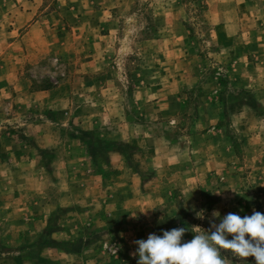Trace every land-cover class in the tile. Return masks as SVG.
I'll list each match as a JSON object with an SVG mask.
<instances>
[{
	"label": "rangeland",
	"instance_id": "1",
	"mask_svg": "<svg viewBox=\"0 0 264 264\" xmlns=\"http://www.w3.org/2000/svg\"><path fill=\"white\" fill-rule=\"evenodd\" d=\"M214 210L264 213V0H0V264L128 263Z\"/></svg>",
	"mask_w": 264,
	"mask_h": 264
},
{
	"label": "clouds",
	"instance_id": "2",
	"mask_svg": "<svg viewBox=\"0 0 264 264\" xmlns=\"http://www.w3.org/2000/svg\"><path fill=\"white\" fill-rule=\"evenodd\" d=\"M197 216L203 219V211ZM209 225L208 230L177 227L135 241L133 255L138 257L137 264H227L222 253H229L245 264L249 257H254V264H264V213L253 211L250 216L228 213L221 217L214 210ZM187 232L194 236L185 241ZM109 247L114 254L118 251L117 246Z\"/></svg>",
	"mask_w": 264,
	"mask_h": 264
},
{
	"label": "trees",
	"instance_id": "3",
	"mask_svg": "<svg viewBox=\"0 0 264 264\" xmlns=\"http://www.w3.org/2000/svg\"><path fill=\"white\" fill-rule=\"evenodd\" d=\"M222 254L225 256L227 261L228 260L230 261L228 264H245L244 261H241V260H239L237 258L231 257V254H229V253H222ZM119 264H137V259L132 260V261H130L128 263H119ZM247 264H254V257H249L247 259Z\"/></svg>",
	"mask_w": 264,
	"mask_h": 264
}]
</instances>
